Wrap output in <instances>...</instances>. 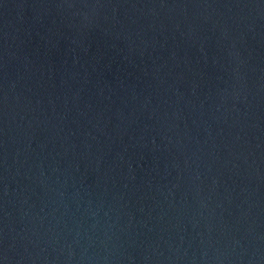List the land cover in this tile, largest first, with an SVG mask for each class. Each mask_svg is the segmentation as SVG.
<instances>
[{
  "label": "water",
  "instance_id": "95a60500",
  "mask_svg": "<svg viewBox=\"0 0 264 264\" xmlns=\"http://www.w3.org/2000/svg\"><path fill=\"white\" fill-rule=\"evenodd\" d=\"M0 264H264V0H0Z\"/></svg>",
  "mask_w": 264,
  "mask_h": 264
}]
</instances>
